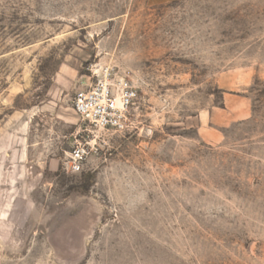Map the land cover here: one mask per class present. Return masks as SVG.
I'll return each instance as SVG.
<instances>
[{
    "label": "rangeland",
    "instance_id": "1",
    "mask_svg": "<svg viewBox=\"0 0 264 264\" xmlns=\"http://www.w3.org/2000/svg\"><path fill=\"white\" fill-rule=\"evenodd\" d=\"M0 264H264V0H0Z\"/></svg>",
    "mask_w": 264,
    "mask_h": 264
},
{
    "label": "built area",
    "instance_id": "2",
    "mask_svg": "<svg viewBox=\"0 0 264 264\" xmlns=\"http://www.w3.org/2000/svg\"><path fill=\"white\" fill-rule=\"evenodd\" d=\"M91 71V80L77 92L73 108L81 121L105 133H127L134 129L131 109L138 97L135 82L113 75L109 69ZM87 144H78L70 154L69 166L74 172L82 168L89 153Z\"/></svg>",
    "mask_w": 264,
    "mask_h": 264
}]
</instances>
